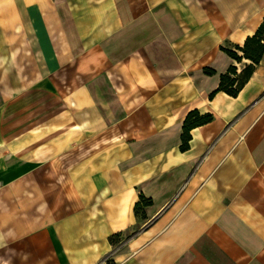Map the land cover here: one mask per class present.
Here are the masks:
<instances>
[{
	"label": "crops",
	"instance_id": "0c3cea01",
	"mask_svg": "<svg viewBox=\"0 0 264 264\" xmlns=\"http://www.w3.org/2000/svg\"><path fill=\"white\" fill-rule=\"evenodd\" d=\"M263 19L264 0H0V264H264V51L209 96L251 62L220 47ZM192 110L212 119L182 150Z\"/></svg>",
	"mask_w": 264,
	"mask_h": 264
},
{
	"label": "trees",
	"instance_id": "16d2710c",
	"mask_svg": "<svg viewBox=\"0 0 264 264\" xmlns=\"http://www.w3.org/2000/svg\"><path fill=\"white\" fill-rule=\"evenodd\" d=\"M220 49L237 62H240L242 58L249 59L251 62L246 64L239 73L236 72L235 66H229L227 71L220 75L218 88L211 92L209 96L212 97L217 91H223L230 96H236L248 80L254 64L258 63L262 57L264 51V19L254 34L245 38L242 45H233L231 48L220 47ZM204 72L206 74H213L214 70L204 68ZM211 119L212 115L210 114L201 115L197 110L190 111L183 122L182 145L180 148L185 150L188 147L190 139L189 131L191 128L207 123Z\"/></svg>",
	"mask_w": 264,
	"mask_h": 264
},
{
	"label": "built area",
	"instance_id": "2783aa9c",
	"mask_svg": "<svg viewBox=\"0 0 264 264\" xmlns=\"http://www.w3.org/2000/svg\"><path fill=\"white\" fill-rule=\"evenodd\" d=\"M122 241H119V245L121 244Z\"/></svg>",
	"mask_w": 264,
	"mask_h": 264
}]
</instances>
